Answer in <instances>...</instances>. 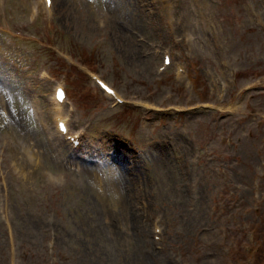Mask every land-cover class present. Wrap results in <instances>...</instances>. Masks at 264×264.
<instances>
[{"label": "rangeland", "instance_id": "obj_1", "mask_svg": "<svg viewBox=\"0 0 264 264\" xmlns=\"http://www.w3.org/2000/svg\"><path fill=\"white\" fill-rule=\"evenodd\" d=\"M0 264H264V0H0Z\"/></svg>", "mask_w": 264, "mask_h": 264}, {"label": "bare ground", "instance_id": "obj_2", "mask_svg": "<svg viewBox=\"0 0 264 264\" xmlns=\"http://www.w3.org/2000/svg\"><path fill=\"white\" fill-rule=\"evenodd\" d=\"M43 2H44V0H43ZM201 14H203V13H201ZM198 16H199V14H198ZM66 100V98L64 99V101ZM64 101H63V103H64ZM53 102H54V104H53V107H51V111L54 113V116H56V115H60V111H59V108L61 107V104L60 103H57V102H55L54 100H53ZM65 117V116H64ZM66 119H67V117H65ZM68 121V120H67ZM77 169V171L80 173L81 171H82V169L81 168H76ZM82 174L84 175V173H83V171H82ZM120 182H116L115 183V185H114V187L116 188L115 190H116V192H117V194L120 192ZM99 191H102L101 190V188H100V190ZM124 209V208H123Z\"/></svg>", "mask_w": 264, "mask_h": 264}, {"label": "trees", "instance_id": "obj_3", "mask_svg": "<svg viewBox=\"0 0 264 264\" xmlns=\"http://www.w3.org/2000/svg\"><path fill=\"white\" fill-rule=\"evenodd\" d=\"M260 254V253H259Z\"/></svg>", "mask_w": 264, "mask_h": 264}]
</instances>
